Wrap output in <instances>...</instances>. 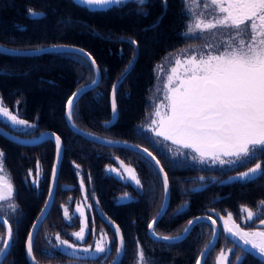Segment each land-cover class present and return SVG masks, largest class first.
Returning <instances> with one entry per match:
<instances>
[{
  "label": "trees",
  "instance_id": "obj_1",
  "mask_svg": "<svg viewBox=\"0 0 264 264\" xmlns=\"http://www.w3.org/2000/svg\"><path fill=\"white\" fill-rule=\"evenodd\" d=\"M185 8L187 5L183 0H167L166 10L163 0H148L143 7L130 2L104 10H93L72 0H1L0 45L20 50L71 45L89 52L96 60L102 78L98 87L76 102L73 122L82 130L101 137L152 149L153 145L149 146L148 140L144 139L148 135L143 133L142 126L150 118L153 103L161 98L162 86L159 87L161 81L157 77L159 67L166 71L170 56L187 44L188 37L184 33L189 21ZM29 9L43 13L42 17L33 19ZM132 40L136 41L138 48L137 58L117 90L118 119L113 126L105 128L104 124L112 115V87L136 56L134 44L130 43ZM87 65L86 60L76 63L74 58L65 54L18 57L0 53V97L12 109L18 104L20 116L35 122L39 131L48 130L60 136L66 152L76 150L84 160L86 155H94L95 149L112 150L133 160L139 170L142 165L140 159L144 160L140 155L92 143L73 133L66 124L67 99L94 79L93 70H87ZM158 87L159 92L156 91ZM41 149L46 153L44 159L51 168L55 150L53 143L25 147L0 136V150L5 155L4 162L20 209L18 214H21L13 228L11 256L14 264H28L25 243L40 205L37 206L35 194L25 188L22 178L31 163V152ZM144 163L149 167L150 162ZM146 169L142 168L141 172L145 174ZM155 176L157 181L152 180L148 200L121 210L134 215L138 230L136 236L141 238L144 246L150 242L147 249H151V244L161 246L148 252L151 264H195L199 249L208 238L206 231L195 227L184 241L173 245L154 242L148 236L147 224L163 202V185L159 176ZM177 199V196H172L170 206H176ZM144 212L145 222H139ZM183 222L180 224L179 221L180 225L175 227L173 216L168 211L158 227L177 229L174 234H178L187 219ZM2 230L0 226V232Z\"/></svg>",
  "mask_w": 264,
  "mask_h": 264
},
{
  "label": "snow or ice",
  "instance_id": "obj_2",
  "mask_svg": "<svg viewBox=\"0 0 264 264\" xmlns=\"http://www.w3.org/2000/svg\"><path fill=\"white\" fill-rule=\"evenodd\" d=\"M88 6L110 7L113 5L123 6L127 3H135L138 7H143L148 0H79ZM187 3V0H184ZM165 10L167 0H164ZM204 11L197 14L194 18L185 8V15L188 17V23L184 35L186 37H195L196 39L204 38L205 34H211L218 37L215 43L207 42L200 49H192L182 52L181 57L174 61V67L171 68V74L167 76V83L163 85V103H153V118L147 127V131L154 133V139L144 137L154 149L156 145H163L169 151H175L177 156L191 159L194 162L205 164L211 162L219 165H236L245 163L257 157L258 154H264V0H206L203 4ZM29 15L33 19L42 16V13H36L29 9ZM135 44L136 41H130ZM0 49V52H6ZM39 51V50H38ZM53 51L65 54L74 58L76 63L81 59L89 61L87 70H92L96 61L83 49H74L65 46H56ZM84 67V65H81ZM98 76V70H97ZM98 81L93 79L92 86ZM91 87V86H89ZM118 85L112 87L111 109L113 114L116 113V90ZM88 88H82L73 92L66 102V120L69 127L75 128L73 115L75 103L79 100ZM160 91L159 87L156 89ZM19 103V101L17 102ZM163 109V110H162ZM0 117L7 118L13 127H35L28 121L18 118V114H13L0 97ZM105 128L108 124L104 125ZM79 132V129H76ZM55 137L57 150V159L61 154V137L55 133L50 134ZM82 136H88L89 139L95 140L89 133H80ZM170 142V145L168 144ZM104 143H112L105 141ZM174 146V147H172ZM125 148L129 147L127 144ZM135 148L136 154L143 157V153L159 165L160 161L148 148L141 152L139 146ZM188 150V151H185ZM227 158V159H225ZM121 167L123 163H121ZM5 171L4 153L0 151V173ZM115 172L117 176L122 174L115 168L109 169ZM125 172L129 174V182H134L137 190H140L141 182L135 174V170L128 167ZM57 173L56 166L52 168V178L55 181ZM78 174V173H77ZM163 174V186L165 193V202L168 197V177L163 167H159L157 175ZM29 175L32 171L29 170ZM37 175H39V162H37ZM264 176V168L260 163L255 167L249 168L248 171L239 175L241 180H255ZM203 179V177H201ZM91 181V177H89ZM34 184L37 181H33ZM80 190H84L81 182ZM54 195L53 188L49 189V197ZM94 195V194H93ZM14 197V188L8 177L0 174V202L10 200ZM87 200V197H85ZM48 205H46L47 207ZM260 207H264V200L260 201ZM14 212L16 205L9 204ZM91 207V206H89ZM81 217L84 213L79 207L76 209ZM183 208L180 209V212ZM246 220L255 222L257 216L247 208ZM43 213L39 219H43ZM164 214L162 209L157 217L147 225L151 235L155 236L154 225ZM179 214V212H178ZM64 215H69L68 210H64ZM73 218L75 213H73ZM189 221V227L184 230L187 235L191 226L200 221ZM212 225L216 220L211 216ZM221 219H224L221 217ZM232 215L229 213L224 220L223 232L232 237V243L242 246H250L249 250H254L261 258H264V230L257 228L253 230L249 225L245 230L240 225L232 223ZM81 228L78 232L72 233L76 241L85 240L86 218L81 220ZM7 224V220L2 222ZM260 225H264V218L259 220ZM39 225H33L38 227ZM213 236H218L219 230L212 229ZM95 235V229H92ZM115 234L119 236V243L116 247L117 255L122 254L124 249L123 236L120 235L119 227L115 228ZM13 232L11 227L7 228L5 247L10 246L9 241L12 239ZM164 241H171L168 236L162 237ZM176 239H179L177 237ZM57 247L63 249H77V245L70 243L66 239L56 236ZM106 234H102L95 241L94 251L92 246L83 247L79 251L85 254L86 258H95L107 255L111 249L106 245ZM243 250V247H242ZM231 252V250H229ZM208 249L202 253L207 256ZM26 255H33V233L29 232L26 239ZM236 264H241L240 258L236 257ZM138 264H148L142 249L137 250ZM115 264V262H114ZM200 264V261H197ZM217 264H228V254L223 250L218 257Z\"/></svg>",
  "mask_w": 264,
  "mask_h": 264
},
{
  "label": "flooded vegetation",
  "instance_id": "obj_3",
  "mask_svg": "<svg viewBox=\"0 0 264 264\" xmlns=\"http://www.w3.org/2000/svg\"><path fill=\"white\" fill-rule=\"evenodd\" d=\"M204 37L205 43L206 41L215 43L218 39V37H213L211 34H205ZM18 108V104H16L13 109H10L14 113H17L20 119H24L20 116L19 112H15ZM24 120L28 121L27 119ZM28 122L35 127H13L12 124L0 118V127L22 138H35L45 132L39 131L35 122ZM147 125L142 126L141 124L143 133L154 139L153 133L146 130L148 127ZM47 142L28 147H38ZM168 144L170 145V143ZM149 146H151L150 143ZM148 150L160 161L168 177L170 201L164 216L170 211L175 221V227L183 224V220L187 219V223L184 225L183 229L178 234H174V231H177V229L166 230L158 227L163 216L154 229L157 235L168 237L180 235L189 224V221L203 218V221L196 223L192 228L193 230L195 227H198V230L206 231L208 234V238L203 246L200 249L198 246L200 251L196 257V262L203 249L214 237L212 229L216 228L219 230L220 234L217 236L203 264H217L221 250L228 254V264H236V257L240 258L241 264H264L259 258L248 252V250L244 248L242 250V246L233 244L232 239L227 233L223 232L224 220L227 219L229 213L232 215V220L228 222L229 225L235 223L245 230H248L250 225L253 230L257 228L264 230V225H260L259 223V220L264 218V207L259 206L260 201L264 200V176L251 181L238 179L241 173L248 171L249 168L255 167L257 163H260L261 167L264 168V154H258L257 157L245 163L221 166L219 163L213 164L211 162L200 164L191 159H187L185 162V157L177 156L175 151H169L168 148L163 145H156L155 149L152 148ZM43 151L41 149L40 151L38 150V152L37 150L31 152L29 158V162L31 161V163L25 170V174L22 178L25 188L31 190V192L35 194L38 200L36 202L37 206L39 207L40 205V210L35 220L47 201L52 168L55 160L54 150V159L50 168L49 164L45 162L44 158L46 157V153ZM81 155L83 154L81 153ZM82 158H84V156H82ZM143 158V161L140 159L142 165L140 169L137 170L133 160L125 155H117L112 150L95 149L94 155H86L84 160H82L78 156V151L71 150V153H68L64 146L63 158L58 172L52 205L34 239V258L42 264H114V262L117 264H127L131 251L130 247H132L133 241L138 238V236H136L138 230L137 223L135 222L136 219H133L134 215L124 212L121 209L130 205L146 202L151 191L152 180H155V182L157 181L155 176L158 172L157 169L145 157ZM146 161L150 162L149 167L144 163ZM37 162H39V175H37ZM121 163H123L124 167H121ZM128 167L135 170V174L141 182L139 191L134 182H129V174L125 172V168ZM4 168L8 177L11 178L6 166H4ZM112 168H115L117 172L122 175L117 176L115 172H110L109 169ZM142 168H147L145 174L141 172ZM29 170L32 171V175H29ZM89 177H91V181H89ZM201 177H203V179H201ZM159 178L162 182L160 175ZM34 180L37 181L36 184L33 183ZM81 182H83L84 186L83 191L80 190ZM172 196H177L178 198L176 206H170ZM85 197H87V200H85ZM77 207L84 213V217H81L80 213L76 211ZM170 207H172L171 210H169ZM181 208H183L182 212H180ZM245 208L256 214L257 219L255 222H248L246 220L247 212L244 211ZM65 209H67L69 213L67 217L64 215ZM73 213H75L76 218H73ZM143 215L144 217L139 219V222H145L146 212H144ZM209 216L216 220L215 225H212L211 220L207 219ZM0 217L7 220L13 232V228L16 226V220L21 218V214H18V212H10L9 210L8 212H0ZM221 217L224 219H221ZM85 218V240L76 241L72 233L80 230V221ZM153 218H151L149 223H151ZM179 221H181L180 224ZM0 226L3 229V232H0L1 253L5 246L6 229L1 223ZM116 227H119L120 235L123 236L124 240V249L119 256L116 252V247L119 243V236L115 234ZM93 228L95 229V235L92 233ZM192 230L186 238L191 234ZM147 233L152 241L158 242L150 236L148 227ZM102 234H106L105 243L111 251L108 252L106 256L102 254L95 258L89 257L85 259V254L79 251V249L92 246L94 251L95 241L99 239ZM57 235H59L61 239H66L70 243L76 244L77 249L62 250V248L57 247ZM12 240L13 236L1 264H4L7 259H13L11 256ZM148 243L150 242L148 241ZM150 246L151 249L161 247L152 244ZM151 249H147L148 252H150ZM229 250H231V252H229ZM35 252L38 256L35 255ZM144 256L146 260L149 261V254Z\"/></svg>",
  "mask_w": 264,
  "mask_h": 264
},
{
  "label": "water",
  "instance_id": "obj_4",
  "mask_svg": "<svg viewBox=\"0 0 264 264\" xmlns=\"http://www.w3.org/2000/svg\"><path fill=\"white\" fill-rule=\"evenodd\" d=\"M72 1L75 2L78 5L86 6V7L90 8V9H93V10H104L106 8L112 7V6H110V7L88 6V5L84 4V3L79 2V0H72ZM40 17H42V16H40ZM56 46H65V47H71V48H74V49H82L80 47H75V46H71V45H53V46H47V47L38 48V49L20 50V49H13V48H9V47H5L3 45H0V49L7 50L6 52H0V53L1 54H4V55H8V56H18V57H34V56H39V55H43V54H61L59 52L53 51V48L56 47ZM134 47H135V50H136V56L134 58V60H135L137 58L138 48H137L136 44H134ZM84 51L86 53H88L91 56L92 59H94L93 56L89 52H87L86 50H84ZM87 62L89 63V61H87ZM133 63H134V61H132L129 64V66L127 67L124 75H122V77L118 81H116V83L114 84V85H118L117 90H118L119 86L122 84V82L124 81V79L126 78V76L128 75V73L130 72L131 68L133 67ZM92 70H93V73H94V79H96L98 81V83L96 85L92 86V82H91V83H88V84H86V85L78 88L77 90L82 89V88H88V91L85 92V93H87V92L95 89L96 87H98V85L100 84V81H101L102 76H101V70H100L97 62H96L95 67ZM97 70H98V76H97ZM170 74H171V72H170ZM170 74H168V75H170ZM166 83H167V81H166ZM89 86H91V87H89ZM77 90L75 92H77ZM117 90H116V95H117ZM111 97H112V90H111V94H110V105H111ZM8 109L10 111H12L10 108H8ZM111 112H112V109H111ZM13 114H15V113L13 112ZM0 118L3 119V120H5V121H7L8 123L11 124V122L8 121L7 118H5V117H0ZM117 119H118V110H116V113L115 114H113V112H112L110 121L106 122L105 124H108V127H111V126H113L116 123ZM65 120H66V107H65ZM66 124L68 125L67 120H66ZM74 125H75V123H74ZM68 127H69V125H68ZM69 128L76 135H79V136L85 138L86 140H88V141H90L92 143L98 144V145H102V146H106V147H113V148L127 149V150H130V151L135 152V153H136L135 148L132 147V146H139V145H136V144L130 143V142L117 141V140H112V139H108V138H105V137H101V136L96 135L94 133H91V132H87L85 130H82L77 125H75V128H72V127H69ZM76 129H79V132H77ZM52 133H54V132H52V131H45V132L41 133L39 136H37L35 138H22V137H19L17 135H14V134H12V133L4 130L2 127H0V135L3 138H5L6 140H8L10 142H13V143H16V144H19V145H22V146H26V147H28V146H36V145H39V144H41L43 142H47V141H50V142H52L54 144V146H55V160H54L53 166H56L57 173H56L55 181H53V178L51 176L50 187L53 188L54 193H55L58 172H59V169H60V164H61V161H62V158H63V153H64V146H63V142H62L61 143V149H62V151H61V154H60V157H59V160H58L57 159V150H56V145H55V137L50 135ZM80 133H89V134H92L94 137H98V139L92 140V139H89L88 136H82V135H80ZM105 141H111L112 143H110V144L104 143ZM168 143H170V142H168ZM125 144H127L129 147L125 148L124 147ZM139 149L142 152L143 149H144V147L139 146ZM143 157H145L148 161H150L155 166V168L157 169V171H158L159 167H162L161 164L155 165V161H152L151 158L147 156V153H143ZM160 176H161V179H162V182H163V174H160ZM163 188H164V186H163ZM53 197H54V195L51 196V197H49V192H48L47 201H46L43 209L41 210L39 216L37 217V219L35 220V222L33 224V225L38 224L39 226L38 227H35V228L32 226V228L30 230V232L33 233V243H34V239H35V236L37 234V231H38L39 227L41 226L42 222L46 218V216H47V214H48V212H49V210L51 208L52 201H53ZM169 201H170V186H169V182H168V197H167V203L165 202V193H164L162 205H161L159 211L157 212V214L154 216V218L157 217L159 213H161L162 209L164 210V214H165V212H166V210L168 208V205H169ZM46 205H48V206L46 207ZM45 212L47 214L46 215H43V219H39L41 217V215L43 213H45ZM164 214L162 215V217L164 216ZM161 218L159 219V221L161 220ZM4 220H5L4 218L0 217V223L1 224H3L2 222ZM203 220H204L203 218L200 219V221H203ZM193 221L195 222V221H197V219H194ZM157 224L154 225V229H155V227H156ZM195 224L196 223H194L191 226V230L195 226ZM3 225H4L5 229H6V231H7V228L10 227L9 226V223L3 224ZM188 227H189V224L187 225L186 228H188ZM149 234H150V232H149ZM187 235H185V233L183 231L182 234L171 237L172 240L169 242V241H164L162 239V237H164V236H159L156 233H155V236H153V235L150 234V236L154 240H156L158 242L166 243V244L179 243L180 241H182L183 239H185ZM227 235L232 239V237L229 234H227ZM177 237H179V239H176ZM216 239H217V236L216 237H213L212 240L209 242V244L201 252L200 256L198 257V260L200 261V264H203V262H204V260L206 258V256H203L202 255V253L205 252V249L206 248L208 249V253H209V251L213 247ZM10 242H11V240L9 241V244H10ZM239 246H242V244H240ZM242 247L245 250H248V252H250L251 254H253L254 256H256L257 258H259L262 262H264V258H261L258 254H256L254 250H249L250 249V246H242ZM8 248H9V246H7V247L4 246L3 250L1 251V253H0V264L3 261V259L5 258V255L7 253ZM25 256H26V259H27V261H28L29 264H42V263H39L34 258V255H32L31 258L26 255V244H25ZM115 264H117V263H115ZM196 264H197V262H196Z\"/></svg>",
  "mask_w": 264,
  "mask_h": 264
},
{
  "label": "rangeland",
  "instance_id": "obj_5",
  "mask_svg": "<svg viewBox=\"0 0 264 264\" xmlns=\"http://www.w3.org/2000/svg\"><path fill=\"white\" fill-rule=\"evenodd\" d=\"M204 3H206V0H187V3H185V4L187 5L188 11L191 13L192 17L194 18L197 14H199V13L204 11V9H203V4ZM204 44H205V37L202 38V39H196L195 37H188L186 46L180 48L179 51H177L176 53H173L170 56V63H169V66H168L167 70L165 71V69L162 66L159 67L160 69L157 72V77L161 81L159 87L162 86L161 87V92L162 93H161V98H159L155 103L159 104V103H163L164 102V99H163V96H164L163 85L167 81V76H168V74H170L171 68L175 66L174 65L175 59L178 58V57H181L182 52H185L187 50H192V49H200ZM132 61H134V59ZM126 69H125V71H126ZM15 112H19V109H16ZM15 114H17V113H15ZM18 118H19V116H18ZM152 118H153V108H152V112H151L150 118L147 121L148 125H149L150 120ZM4 159H5V156H4ZM4 166H6V165H4ZM0 174H3L6 177H8V174H7L6 170L3 173H0ZM9 179H11V178H9ZM11 184H12V186L14 188V185H13L12 181H11ZM11 203H14L16 205V210L14 212H20V209H19V207H18V205H17V203L15 201V188H14V197L13 198H11L10 200H6L4 202H0V208H1L0 212H8L9 210H10V212H13L11 210V208L9 207V204H11ZM148 244H150V243H147V245ZM146 246L144 247V242H142L141 238H139V236H138L137 240L133 241L132 247H130L131 251H130V256L128 258L127 264H138V262H137V250H138V247L140 249H142L144 255L149 254L148 250L146 249ZM35 255L38 256L36 252H35ZM4 264H14L13 263V259H7ZM148 264H151L150 260L148 261Z\"/></svg>",
  "mask_w": 264,
  "mask_h": 264
}]
</instances>
